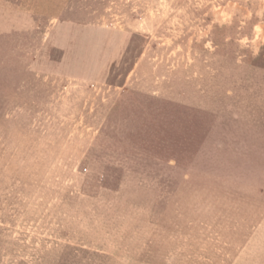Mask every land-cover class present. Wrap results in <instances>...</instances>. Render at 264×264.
I'll list each match as a JSON object with an SVG mask.
<instances>
[{
  "label": "rangeland",
  "instance_id": "1",
  "mask_svg": "<svg viewBox=\"0 0 264 264\" xmlns=\"http://www.w3.org/2000/svg\"><path fill=\"white\" fill-rule=\"evenodd\" d=\"M0 264H264V0H9Z\"/></svg>",
  "mask_w": 264,
  "mask_h": 264
},
{
  "label": "crops",
  "instance_id": "2",
  "mask_svg": "<svg viewBox=\"0 0 264 264\" xmlns=\"http://www.w3.org/2000/svg\"><path fill=\"white\" fill-rule=\"evenodd\" d=\"M23 10L25 9L22 4L15 5L13 1L0 0V35L21 29L22 23L19 21V16L22 15Z\"/></svg>",
  "mask_w": 264,
  "mask_h": 264
}]
</instances>
